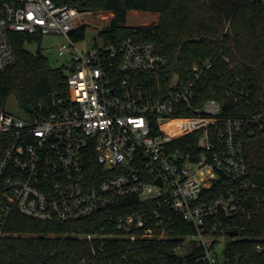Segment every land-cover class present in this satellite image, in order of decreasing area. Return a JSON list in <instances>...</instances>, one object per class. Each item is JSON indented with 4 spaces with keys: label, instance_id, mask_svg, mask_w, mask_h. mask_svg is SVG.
<instances>
[{
    "label": "built area",
    "instance_id": "2783aa9c",
    "mask_svg": "<svg viewBox=\"0 0 264 264\" xmlns=\"http://www.w3.org/2000/svg\"><path fill=\"white\" fill-rule=\"evenodd\" d=\"M88 11L59 0H0V71L15 60V32H55L68 39L57 48L65 86L52 93L50 104L40 100L20 115L0 102V134L13 136L0 155L2 215L16 209L63 222L135 196L143 204L154 200L152 212L149 206L133 209L131 202L127 212L107 216L109 232L74 234L113 237L126 246L164 241L170 229L159 208L170 209L192 226L187 236L201 249L197 261L221 264L216 236L253 184L243 131L250 122L263 126L262 112L226 116L214 96L197 103L196 88L212 71V60L172 71L155 42L136 31L115 43L99 38L80 47L70 31ZM188 133L196 139L180 142Z\"/></svg>",
    "mask_w": 264,
    "mask_h": 264
},
{
    "label": "trees",
    "instance_id": "16d2710c",
    "mask_svg": "<svg viewBox=\"0 0 264 264\" xmlns=\"http://www.w3.org/2000/svg\"><path fill=\"white\" fill-rule=\"evenodd\" d=\"M59 3L85 10L111 11L109 23L98 30L100 39L115 43L136 31L141 38L155 42L156 50L169 59L172 71L187 72L191 63L210 58L212 71L205 74L196 88L197 103L214 96L226 116L245 117L262 112L264 117V3L260 0H59ZM129 9L158 12V19L126 25ZM85 32L86 24L82 23L70 31V36L79 40ZM39 36L21 31L12 34L15 60L0 71L1 104L13 94L17 104L29 112L40 100L50 104L52 93L64 88L61 66H50L44 54L25 46ZM245 127L248 179L253 184L243 190L241 208L221 225L224 233L237 231L224 244L219 257L221 264H264V125L260 127L255 121ZM191 135L188 133L179 141H194L196 137ZM256 137L260 157L259 161L250 162L247 145L255 143ZM12 140V135L0 134V155ZM88 164L90 169L94 167L90 157ZM223 180L229 181L222 177L220 181ZM131 202L133 209L149 206L152 212V207H157L154 200L143 204L135 196L113 209L63 222L32 218L16 209L2 215L0 209V264H200L196 258L201 249L192 242L190 250L176 253L193 228L170 209L159 208L170 229L164 241L126 246L113 237L87 240L74 234L79 229L111 231L107 216L127 212ZM257 244L262 246L261 250L256 249Z\"/></svg>",
    "mask_w": 264,
    "mask_h": 264
},
{
    "label": "rangeland",
    "instance_id": "374dc122",
    "mask_svg": "<svg viewBox=\"0 0 264 264\" xmlns=\"http://www.w3.org/2000/svg\"><path fill=\"white\" fill-rule=\"evenodd\" d=\"M153 11L150 10H138V9H129L126 14V25H141L145 23L155 22L158 19L159 13L157 15L153 14ZM113 13L111 11H106L103 9L99 10H89L88 12H84L82 17L77 20V25L82 23L86 24V32L85 36L79 40L77 43L80 47L87 46L95 42V40H99L98 30L103 26H106ZM68 39L61 33L49 32L40 35L38 38L32 39L31 41H27L25 46L32 52L40 51L44 54L50 66L58 67L63 63V59L57 56V48L61 42H65ZM5 107L7 110L15 113V114H24V110L17 104V101L13 94L9 95L5 100ZM259 138H254L255 143L248 144L247 150L249 152L250 162L259 161V153L256 151L258 145ZM230 236L227 233H223L216 236V241L214 247L218 253V257H222V249L224 247L225 242L228 240ZM191 248V238L186 236L184 238L183 244L180 246L179 251L176 250L178 254H184Z\"/></svg>",
    "mask_w": 264,
    "mask_h": 264
},
{
    "label": "water",
    "instance_id": "95a60500",
    "mask_svg": "<svg viewBox=\"0 0 264 264\" xmlns=\"http://www.w3.org/2000/svg\"><path fill=\"white\" fill-rule=\"evenodd\" d=\"M157 181L160 182L161 179L158 177V178H157ZM236 232H237L236 229H233L232 231H229V232H228V235H230V236L235 235Z\"/></svg>",
    "mask_w": 264,
    "mask_h": 264
},
{
    "label": "crops",
    "instance_id": "0c3cea01",
    "mask_svg": "<svg viewBox=\"0 0 264 264\" xmlns=\"http://www.w3.org/2000/svg\"><path fill=\"white\" fill-rule=\"evenodd\" d=\"M157 13H158V12H154L153 14H154V15H155V14L157 15ZM157 16H158V15H157Z\"/></svg>",
    "mask_w": 264,
    "mask_h": 264
}]
</instances>
